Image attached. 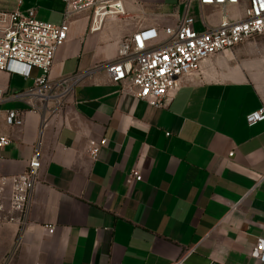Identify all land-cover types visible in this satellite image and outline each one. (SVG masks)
I'll use <instances>...</instances> for the list:
<instances>
[{
    "label": "crops",
    "instance_id": "crops-1",
    "mask_svg": "<svg viewBox=\"0 0 264 264\" xmlns=\"http://www.w3.org/2000/svg\"><path fill=\"white\" fill-rule=\"evenodd\" d=\"M121 2L125 14L97 32L98 5L68 21L48 76L52 98L35 88L39 69L0 71V137L10 140L0 176L24 172L37 147L41 159L29 225L0 226V264H263L254 253L264 242V121L250 126L246 116L264 107V38L207 59L157 108L124 94L105 65L137 32L160 34L186 16L202 32L222 11L192 1L197 19L186 0ZM246 5L227 12L236 18ZM30 9L59 25L65 3L0 0V12ZM78 74L68 92L56 88ZM10 110L21 126L6 124ZM102 140L92 158L90 144ZM133 170L141 181L129 183Z\"/></svg>",
    "mask_w": 264,
    "mask_h": 264
},
{
    "label": "built area",
    "instance_id": "built-area-1",
    "mask_svg": "<svg viewBox=\"0 0 264 264\" xmlns=\"http://www.w3.org/2000/svg\"><path fill=\"white\" fill-rule=\"evenodd\" d=\"M65 11L61 24H49L36 19V11L16 10L0 12V71L29 77L33 68L42 75L35 80V88L47 100L53 97L48 90V76L58 50L68 39V21L96 5L90 30L97 32L107 18L123 16L121 0H63ZM192 1L203 6L221 9V21L216 27L199 32L194 20L184 17L175 27H165L160 34L155 29L135 33L126 39L119 51L118 59L105 65L112 83L124 94L151 106L162 108L170 93L181 86V79L200 74L207 59L226 52L237 45L256 37L264 38V0H186L187 8ZM241 1L247 5L236 18L227 12L229 6ZM82 75H74L56 83V88L65 87L68 92ZM47 91V92H46ZM0 90V103L3 101ZM264 121V107L246 116L252 126ZM6 124L22 125L20 113L10 110ZM10 144L7 137H0V147ZM106 140L90 144V156L96 158ZM41 159L39 148H35L27 168L21 174L0 176V226L16 225L22 233L30 223V209L38 183ZM141 181L138 170L130 174L129 183ZM53 227L47 226L48 233ZM254 257L264 264V242L256 246Z\"/></svg>",
    "mask_w": 264,
    "mask_h": 264
},
{
    "label": "rangeland",
    "instance_id": "rangeland-1",
    "mask_svg": "<svg viewBox=\"0 0 264 264\" xmlns=\"http://www.w3.org/2000/svg\"><path fill=\"white\" fill-rule=\"evenodd\" d=\"M196 13V14H195ZM197 15V19L200 18V10H199V7H197V5H195L194 3L191 4V7H190V16H195Z\"/></svg>",
    "mask_w": 264,
    "mask_h": 264
}]
</instances>
